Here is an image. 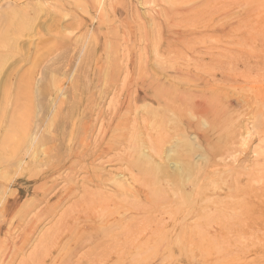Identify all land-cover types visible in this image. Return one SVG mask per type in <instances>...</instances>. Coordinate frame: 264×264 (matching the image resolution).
Returning a JSON list of instances; mask_svg holds the SVG:
<instances>
[{"label": "rangeland", "instance_id": "rangeland-1", "mask_svg": "<svg viewBox=\"0 0 264 264\" xmlns=\"http://www.w3.org/2000/svg\"><path fill=\"white\" fill-rule=\"evenodd\" d=\"M202 1L0 0V264H264V0Z\"/></svg>", "mask_w": 264, "mask_h": 264}, {"label": "bare ground", "instance_id": "bare-ground-1", "mask_svg": "<svg viewBox=\"0 0 264 264\" xmlns=\"http://www.w3.org/2000/svg\"><path fill=\"white\" fill-rule=\"evenodd\" d=\"M221 0H205L201 5H205V7H209L210 6V4H211V6L210 7H212V5H216V4H219V3H221L220 2ZM201 10V9H200ZM203 10V9H202ZM187 11H189V10H187ZM192 12L194 11V9L193 10H191ZM195 12V11H194ZM201 12H203V11H201ZM169 13L170 14H172L173 16H176V14H179L180 13V10H177V9H171V10H169ZM172 33H173V35L175 34V37H177L176 39H178V38H180L181 37V39L183 38V40H185V39H187V37L189 36H192V35H194V33H197V31L195 32V31H190V30H186V29H180V28H176V30H175V28L174 29H169ZM204 32V31H203ZM176 42H178V40L176 41ZM175 42V44H177ZM182 42V41H181ZM174 45V43H172L171 41L170 42H168V43H166V44H164L163 43V46H173ZM191 106H192V108L193 109H195L196 111H199V113L201 114V115H205V117H209V118H211V121H213V119H216V118H218V116H219V114H218V111L217 110H214V109H212V107L210 106V105H208V104H205V103H191ZM213 118V119H212ZM207 120V119H206ZM95 179V178H94ZM99 179V178H98ZM103 184V183H102ZM131 191V190H130ZM139 193L141 192L140 190L138 191ZM106 200V199H105ZM114 200V199H113ZM87 201V200H86ZM103 201V200H102ZM108 201V200H107ZM118 201H120V200H118ZM88 202V201H87ZM87 202H84V203H86V207H88L87 206ZM115 202H117V199L115 200ZM114 202V203H115ZM88 203H90V202H88ZM101 203H103V202H101ZM105 203H107L106 201H105ZM104 203V205H102V206H100V208H101V210L103 211V209H106V207L108 206V204L109 203H111V201L109 202L108 201V204H105ZM119 203V202H118ZM82 204V203H81ZM93 204V203H92ZM92 204H88V205H92ZM112 204V203H111ZM117 203H115V205H116ZM120 204V203H119ZM122 204H123V202H122ZM97 205V204H96ZM107 205V206H106ZM104 206V207H103ZM106 206V207H105ZM117 206V205H116ZM119 206V205H118ZM129 206V205H128ZM92 207V206H91ZM120 208H121V206H119ZM130 207V206H129ZM81 208V207H80ZM82 208H84L83 207V205H82ZM93 209H96L95 208V205H93V207H92ZM108 208H111V206L109 207H107V209ZM133 209H135V208H133ZM139 209V208H138ZM82 210V209H81ZM81 210H79V214H81ZM116 210H118V209H116ZM116 210L114 211V213L116 212ZM129 210V209H128ZM89 211L91 212V210H88V212H86V211H84V213L82 214V217L83 216H85L84 217V219L86 218L87 219V215H89L90 213H89ZM113 211V210H112ZM138 211V210H137ZM142 211V210H141ZM83 212V211H82ZM93 213H94V211H92ZM107 212V211H106ZM132 212V211H131ZM130 212V213H131ZM113 213V214H114ZM128 213H129V211H128ZM79 214L77 215V213H76V215L77 216H79ZM84 214H86V215H84ZM110 214H112V213H110ZM117 214V213H116ZM134 214V213H133ZM142 214V213H141ZM143 216V215H142ZM76 217V216H75ZM74 216L72 217V219L73 218H75ZM113 217V216H112ZM129 217V216H128ZM131 217V216H130ZM134 217H135V215H134ZM139 217V215H137V218ZM91 218H92V216H91ZM90 218H88V221H90L89 220ZM126 219H128V218H126ZM131 219V218H130ZM134 219V218H133ZM133 219H132V221H133ZM74 220H77L76 218L74 219ZM80 219H78V221H79ZM82 220V219H81ZM137 220V219H136ZM82 221H84V220H82ZM120 220H114L113 222H112V225H111V222H109V221H107L104 225L105 226H100V225H97V224H95V225H91V226H89V229H80V236H78L75 240H73V241H71V240H69L68 242H70L69 243V245L67 246V247H65L66 249H64L63 248V250H65V251H63V253L59 256H56L57 258L55 259V261L52 263V264H68V263H70L71 262V258L74 256V254L84 245V244H86V243H88V242H91L92 240H94V236H97V237H100V236H108L109 234H111V233H113V232H115V231H117L116 229H118L119 228V226H118V224H120V222H119ZM131 221V222H132ZM135 221V220H134ZM76 222V221H75ZM74 222V223H75ZM93 222V221H92ZM115 222H116V224H115ZM123 222V221H122ZM131 222L129 223V225L131 224ZM62 223V222H61ZM67 223V222H66ZM74 223H71V224H74ZM78 223V222H77ZM82 223V222H81ZM135 223V222H134ZM70 224V225H71ZM93 224V223H92ZM76 225V224H75ZM80 225V224H79ZM123 225V224H122ZM128 225V224H127ZM56 226V225H55ZM61 226V225H60ZM65 226H66V224H65ZM131 226H133L132 224H131ZM59 227V226H58ZM67 227H69V226H67ZM125 227V226H124ZM123 227V228H124ZM67 229V228H66ZM78 229V228H77ZM128 229V228H127ZM126 228H125V230L127 231V232H129V230H127ZM131 229H132V227H131ZM61 230V229H60ZM146 230V229H145ZM63 231V230H62ZM62 231H60V232H62ZM132 231V230H131ZM135 231V230H134ZM58 232H59V230H58ZM64 232V231H63ZM74 232V231H73ZM124 232V231H123ZM127 232H126V234H127ZM71 233V232H70ZM117 233V232H116ZM119 233V232H118ZM138 233V235H139V242H140V244L141 245H143V246H146V244H147V241L149 240V236L148 235H150L148 232H146V233H144L143 231H138L137 232ZM58 234V233H57ZM56 234V235H57ZM65 234H67V233H65ZM69 234V233H68ZM72 234V233H71ZM115 234V233H114ZM113 234V235H114ZM125 234V233H124ZM63 235V234H62ZM79 235V234H78ZM112 235V234H111ZM111 235H110V237H111ZM113 235H112V237H113ZM116 235H118V234H116ZM123 236V235H122ZM126 236L128 237V241L126 242V245L125 244H123V241H121V243L122 244H120V247H118L117 248V240H115L114 239V237L111 239L112 241H113V239L115 240L114 242H116V244L114 243V242H112V243H114V244H111V245H109L108 247H107V249H109V250H105V252L101 255L102 257H104V259H103V261H104V263H105V261H106V263L107 264H138L137 262H135V260H134V257H133V252H132V250H131V245L133 244V242H131V241H133V232H131V233H129V234H127V235H125L124 237L126 238ZM109 237V236H108ZM123 237V238H124ZM57 238H58V236H57ZM116 238H117V236H116ZM124 238V239H125ZM47 239V238H46ZM45 239V240H46ZM56 239V238H55ZM54 239V240H55ZM69 239V238H68ZM97 239V238H96ZM95 239V240H96ZM118 239H120V237L118 238ZM53 240V239H52ZM57 240H59V239H56V241ZM67 240V239H66ZM94 240V241H95ZM106 240V239H105ZM110 240V241H111ZM119 241V240H118ZM150 241V240H149ZM109 242V241H108ZM107 242V243H108ZM130 243L129 245H127V243ZM57 243V242H56ZM65 243V242H64ZM64 243L62 244L61 243V245H64ZM101 243H102V241H101ZM107 243H104L105 245V247H106V244ZM111 243V242H110ZM149 243V242H148ZM60 244V243H59ZM68 244V243H67ZM66 244V245H67ZM65 245V246H66ZM54 246H56V244L54 245ZM99 246V245H98ZM62 247V246H61ZM56 248V247H55ZM98 248V247H97ZM93 249H95V248H93ZM60 250V249H59ZM58 250V251H59ZM46 251V250H45ZM47 251H49V250H47ZM58 251H57V254H58ZM94 251V250H93ZM60 252V251H59ZM49 253V252H48ZM48 253H47V255H45V256H49L48 255ZM96 255H98V253H101L100 251H96ZM36 255V254H35ZM34 255V256H35ZM38 255H39V257H40V254L38 253ZM43 254L41 255L42 257L44 256ZM51 255V254H50ZM34 256H31V258L33 257L34 259H35V257ZM52 256V255H51ZM31 258H30V260H31ZM33 258H32V261L34 262L33 264H51V262L49 263L48 262V260L46 261L44 258L45 257H43V258H40V259H36V260H33ZM47 258V257H46ZM54 258H55V256H54ZM54 258H52V260L54 259ZM98 258H100V256L98 257ZM96 259V258H95ZM27 260V259H26ZM29 260V261H30ZM52 260H50V261H52ZM31 261V262H32ZM95 261V260H94ZM24 262V261H23ZM23 262H22V264H23ZM28 262V261H27ZM83 262V261H82ZM96 262V261H95ZM103 262H102V264H104ZM25 264H28V263H25ZM31 264V263H30ZM80 264H83V263H80ZM86 264V263H85ZM96 264V263H95Z\"/></svg>", "mask_w": 264, "mask_h": 264}]
</instances>
